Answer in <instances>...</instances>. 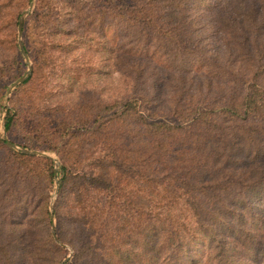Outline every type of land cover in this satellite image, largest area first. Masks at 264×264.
<instances>
[{"label":"rangeland","instance_id":"rangeland-1","mask_svg":"<svg viewBox=\"0 0 264 264\" xmlns=\"http://www.w3.org/2000/svg\"><path fill=\"white\" fill-rule=\"evenodd\" d=\"M29 8L31 12L24 18L21 35L28 56L26 62L19 50L17 29L20 16ZM162 12L174 25L166 30L178 29V43L162 44L155 30L145 36L143 31L132 28L119 11L110 12L106 0H0V140L17 153L2 140V135L20 149L45 154L47 157H35L50 159L53 173L58 165L56 175L48 181L42 163L36 168L10 163L5 146L0 145V244L18 241L13 252L20 256L9 264L72 261L74 195L70 186L61 188L62 167L66 166L74 175L97 174L96 163L105 151L103 139L94 137L93 132L99 123L121 113L118 109L103 114L96 123L93 117L97 105L145 95L151 100L152 109L159 112L156 120H169L173 97H220L223 84H219L216 75L222 65L234 64L245 69L243 61L249 59L253 64L258 58L264 59L263 0H190L183 12ZM50 17L57 22V29H52L56 26L53 23L46 24ZM28 66L30 81L24 84L25 80L8 95ZM11 101L21 110L22 123L8 133L3 126ZM29 108L38 111L33 114ZM41 118L50 120V128L58 126L61 136L55 151L45 149L50 145L42 143L44 137L31 136L30 131L36 129ZM134 121L122 128L120 138L124 146L136 150L143 130ZM76 122L84 128L68 142L69 133L59 124ZM223 152L216 166L221 172L214 176L231 174L229 181L238 175L248 177L243 205L250 210L262 209L264 145L259 149V160L244 158L237 148ZM76 158L79 163H74ZM57 180L60 186L54 196ZM115 184L120 190L119 202L139 207L149 204L150 198L141 191L143 183L135 175H116ZM46 200L48 222L43 215ZM54 205L61 224L67 228L65 243H61L64 246L52 237V227L58 228ZM250 214L244 211L246 221L254 216ZM145 235L147 240L128 234L129 245L122 249L125 264H163L154 261L158 259L156 230L149 229ZM148 241H152L150 245Z\"/></svg>","mask_w":264,"mask_h":264},{"label":"trees","instance_id":"trees-1","mask_svg":"<svg viewBox=\"0 0 264 264\" xmlns=\"http://www.w3.org/2000/svg\"><path fill=\"white\" fill-rule=\"evenodd\" d=\"M189 1L106 0L110 12L119 11L132 28L143 31L145 36L155 30L162 44L179 42L176 27L166 30L174 25L164 18L162 9L177 14L186 9ZM51 19L46 24L53 23L56 26L52 29H57V22ZM14 26L17 27L16 19ZM167 40L169 43L164 42ZM232 65H222L216 75L219 84H223L219 98L202 99L193 94L184 99L182 94L173 97L169 120H156L159 112L152 109L151 100L145 95L97 105L93 117L96 123L103 114L118 109L121 113L99 123L93 132L94 137L103 139L105 151L96 163L97 174L74 175L66 166L62 167L61 188L70 186L74 195L71 223L75 226V240H70L74 243V255L68 264H125L122 249L129 245L128 234L147 240L145 232L149 229H155L157 234L155 262L264 264V206L256 211L243 205L249 178L238 175L229 181L231 174L214 176L221 172L216 166L227 148H237L244 158L259 160V149L264 145V59L258 58L253 64L249 59L243 61L245 69ZM29 81L30 78L24 84ZM36 111L29 108L30 113ZM20 112L11 101L4 119L8 133L22 123ZM131 121L143 130L136 150L124 146L120 138L122 128ZM78 122L59 124L69 133L68 142L83 130ZM51 124L47 118H41L30 132L31 136L44 137L42 143L50 145L46 150L55 151L61 134L58 126L50 128ZM0 145L5 146L10 163L33 168L42 163L47 180L53 179L50 159L17 153L1 140ZM207 150L211 151L206 153ZM74 163H79V158ZM116 175H135L143 183L141 191L150 198L149 204L139 207L119 202ZM47 202L43 215L48 222ZM244 211L254 216L246 221ZM54 215L58 218L57 239L65 243L67 228L61 224L57 205ZM17 242L0 244V264L20 257L13 252Z\"/></svg>","mask_w":264,"mask_h":264},{"label":"water","instance_id":"water-1","mask_svg":"<svg viewBox=\"0 0 264 264\" xmlns=\"http://www.w3.org/2000/svg\"><path fill=\"white\" fill-rule=\"evenodd\" d=\"M31 12V8H29L28 10H26L19 18V21H18V45H19V50L23 56V58L25 59L26 62H28V56H27V53H26V50L24 49L22 43H21V35H22V30H23V22H24V18L25 16H27L29 13ZM31 74V67L28 66V71L26 72V74L19 78L12 86L11 88L8 90L7 94L9 95L10 92L15 89L17 86L21 85L25 80H27V78L30 76ZM3 130L5 131L4 129V126H3ZM2 140H4L6 142V144L15 149L16 151H18L19 153H22L24 155H27V156H43V157H47L45 154L43 153H40V152H35V151H32V150H27V149H20L18 147H16L15 145H13L12 143H10L6 136L5 135H2ZM57 163H56V169H57ZM56 169L54 170V175H56ZM59 186H60V181L57 180V186H56V190H55V193H54V196L56 195L58 189H59ZM52 204L53 202L51 203V206H50V217L51 219H53V211H52ZM52 237L53 239L55 240V242L57 244H59L60 246H64L63 244H61L58 239H57V236H56V233H55V230L54 228L52 227ZM60 264H64V261L61 262Z\"/></svg>","mask_w":264,"mask_h":264}]
</instances>
